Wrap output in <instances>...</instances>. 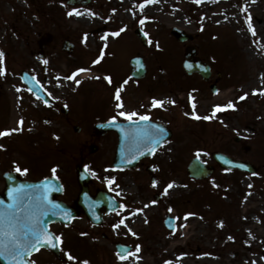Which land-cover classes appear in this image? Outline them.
<instances>
[{
	"label": "rangeland",
	"instance_id": "rangeland-1",
	"mask_svg": "<svg viewBox=\"0 0 264 264\" xmlns=\"http://www.w3.org/2000/svg\"><path fill=\"white\" fill-rule=\"evenodd\" d=\"M73 8L81 14L68 15ZM136 27L147 36L145 46ZM172 27L193 39L179 42L170 33ZM48 32L53 42L42 59L38 40ZM64 39L75 43L73 52L62 50ZM189 45L211 65L210 81L183 69ZM0 52V131L19 129L0 136V190L5 185L2 173L19 167L26 179L59 177L67 187L63 198L74 203L79 191L75 169L84 162L94 177L91 189L106 188L124 205L106 215L100 227L84 214L67 227L53 224L62 243L60 258L43 250L32 257L36 264H264V0H96L86 6L68 0H17L14 7L0 0ZM138 54L148 71L134 80L131 57ZM24 68L47 78L54 104L45 106L27 90L19 77ZM112 70L120 76L111 83L102 79ZM85 72L91 75L79 77ZM114 79L121 89L119 101ZM212 82L219 92L211 91ZM91 89L97 92L88 107L80 99ZM154 99L163 104L154 106ZM103 101L106 107L98 113ZM229 102L233 108L213 115L215 106ZM140 104L143 109L135 108ZM121 111L150 115L173 129V138L148 160L157 168V183L150 181L145 165L112 168L115 134L97 136L92 126ZM75 125L81 126L79 132ZM94 142L99 148L91 152ZM244 145L251 147L247 153ZM215 150L252 162L257 173L217 165L208 179L190 177L188 161L197 156L216 165ZM166 214L175 216L176 231L165 227ZM118 240L132 247L126 259L114 250Z\"/></svg>",
	"mask_w": 264,
	"mask_h": 264
},
{
	"label": "water",
	"instance_id": "water-1",
	"mask_svg": "<svg viewBox=\"0 0 264 264\" xmlns=\"http://www.w3.org/2000/svg\"><path fill=\"white\" fill-rule=\"evenodd\" d=\"M86 1V0H85ZM172 33L178 37V39L183 40L186 38H190V35L185 34L182 30L178 28H173ZM193 62L192 60H187L185 62L186 69L191 72L193 70L199 69L201 70L205 76H207V69H200V67H195L193 69ZM135 73L137 75L143 74V68L141 67L140 70H136ZM24 81L28 84L29 88L33 90L37 95L42 97L46 102L49 101L47 96L45 95L43 88L38 83V81L30 76L27 72L22 74ZM106 129H115L116 124L111 122L104 125ZM129 125L126 129H121V144L119 147V154L117 157L116 165H134L130 163L133 161V157H137L136 154L142 153L145 155L147 153L152 152L156 146L150 141V139L140 132L135 131L134 129H128ZM124 153V154H123ZM192 173V172H191ZM210 173V170H201L197 169L196 173H193L196 176H206ZM7 178V188L5 191V195H0V212L7 211L8 205L13 203L12 197L9 195L10 190L21 188L22 193L24 194L23 200V207L29 208L30 211L35 215V217L39 220L40 224L47 229L49 235L54 238V242L57 244L56 247H52L51 245L42 243L38 248L41 246H48L53 248L56 252L59 251V246L57 240L49 231V223L53 220L59 219L64 222H69L75 215L78 214L77 209H72L67 207L63 204H60L53 200V193L58 189L57 182L54 179H46L40 182H26L20 180L14 174H6ZM85 173L80 171V182L82 184L83 191H86V186L84 183L86 182ZM84 179V180H83ZM45 188H47V201H50V204H45L43 208L36 207V204L43 198ZM53 205H57L58 207H53ZM117 206V204H115ZM46 214H42L45 213ZM23 214V213H22ZM37 248V249H38ZM25 252L23 255V260L20 261V264H32L28 261V256H30L34 251ZM129 247L119 245V251L122 255L127 254V250ZM0 264H14L11 257H0Z\"/></svg>",
	"mask_w": 264,
	"mask_h": 264
},
{
	"label": "snow or ice",
	"instance_id": "snow-or-ice-1",
	"mask_svg": "<svg viewBox=\"0 0 264 264\" xmlns=\"http://www.w3.org/2000/svg\"><path fill=\"white\" fill-rule=\"evenodd\" d=\"M145 2H153V0H145ZM196 3H200L201 0H195ZM143 8V4L140 5ZM246 11V9H244ZM75 13L76 15H80L81 13L73 8L68 15H72ZM143 23V20H141ZM248 25L249 29L255 34L254 28L251 25V17H248ZM112 35H119L118 32L112 33ZM98 61H94L96 63ZM3 63V52H0V75H3L4 69L2 67ZM46 63V61H45ZM79 72L87 71V69H79ZM72 76L67 77V79H72ZM109 83H111L110 77H105ZM77 84L80 83L79 80L75 81ZM31 90V89H29ZM120 88L116 90V100H120ZM247 96V93L244 96H241L239 99H244ZM169 103H174V101H169ZM163 101L153 100V105H162ZM117 107H122L121 104H117ZM224 107L233 108L234 105L232 102H229L225 106L217 105L213 109V115L215 112L223 110ZM120 116H124L127 119H132L133 116L136 115L135 112L125 113L121 111L119 113ZM200 118V117H196ZM116 118L112 117L114 121ZM139 119L147 120V116H140ZM204 119H209V117H204ZM22 123V121H21ZM13 131H19V129H11L0 131V136L9 135ZM144 135L147 136L152 143H156L157 136H163V129H156L155 133H149L147 131L144 132ZM135 158V157H133ZM16 171L19 172L21 169L19 167L16 168ZM27 172V169L23 170ZM54 171V170H53ZM168 187H172V184H169ZM9 195L12 197L13 203L8 205L7 211L0 212V257H11L14 264H20V261L23 260V255L25 252H31L37 249L42 243H47L52 247H56L57 244L54 242V238L48 234L47 229H45L39 222V220L35 217V215L30 211L29 208L23 207L24 194L22 193L21 188L12 189L9 192ZM50 201H47V188H45L43 198L36 204V207L43 208L45 204H50ZM153 203H155L153 201ZM53 207H58L57 205H53ZM124 205H121L123 208ZM23 213V214H22ZM42 214H46L42 213ZM124 220L120 221V224H123ZM117 227L119 225H116ZM135 235V233H133ZM55 240H59V237H56ZM139 251V247L136 249ZM119 255V254H118ZM71 258V257H70ZM120 259H126V256H119ZM87 264V261L84 262ZM168 264V262H165Z\"/></svg>",
	"mask_w": 264,
	"mask_h": 264
},
{
	"label": "bare ground",
	"instance_id": "bare-ground-1",
	"mask_svg": "<svg viewBox=\"0 0 264 264\" xmlns=\"http://www.w3.org/2000/svg\"><path fill=\"white\" fill-rule=\"evenodd\" d=\"M17 0H12L11 2L12 3H15ZM43 2H45V0H43ZM149 7L148 8H152V5H148ZM147 8V9H148ZM176 52V51H175ZM173 53V58H174V60H176V53ZM88 75V73L86 72L83 76H87ZM187 129H188V124L185 122V121H183V123H182V127H181V131L182 132H185V131H187ZM127 189V188H126Z\"/></svg>",
	"mask_w": 264,
	"mask_h": 264
}]
</instances>
